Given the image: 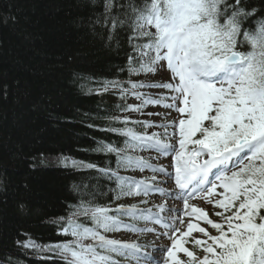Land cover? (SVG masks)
I'll use <instances>...</instances> for the list:
<instances>
[{
	"label": "snow or ice",
	"instance_id": "6c2138e0",
	"mask_svg": "<svg viewBox=\"0 0 264 264\" xmlns=\"http://www.w3.org/2000/svg\"><path fill=\"white\" fill-rule=\"evenodd\" d=\"M259 5L255 7L252 0H142L139 4L136 0H104V10L92 24L107 28L109 39L118 30L130 33L129 76L156 74L165 68L171 73L170 81L164 83L129 79L126 87L119 80L106 81L104 91L116 89L121 98L131 95L140 101L122 104L124 110L139 112L147 105L162 104L175 109L179 118L160 125L165 137L168 128L173 129L176 144L156 132L111 128L125 139L123 146L106 143L98 149L116 159V169L100 171L115 184L116 199L162 192L154 184L155 175L137 179L121 175L119 169H150L170 175L179 190L176 198L183 200V215L197 222L189 220L186 231H181L175 224L177 219L184 224L182 218L164 222L160 215L164 204L156 206L157 212L137 204L111 208L95 203L94 194L89 193L62 227L72 239L49 246L64 264H121L116 257L136 264H264V0H259ZM245 45L249 50H241ZM143 88L166 89L169 95L153 98L140 91ZM111 118L121 120L119 116ZM129 122L128 117L122 120L124 125ZM152 126L143 122L144 128ZM136 149L171 154L173 171L167 173L163 166L132 155ZM84 167L97 166L89 163ZM197 197L221 209L215 212L221 221L189 203ZM121 217L151 221L172 230L171 246L154 248L165 253L162 260L134 241L107 235L122 228L155 231L137 228ZM200 222L217 234L212 235ZM194 232L203 238L193 237ZM188 243L203 254L190 250ZM25 246L40 247L32 242Z\"/></svg>",
	"mask_w": 264,
	"mask_h": 264
},
{
	"label": "trees",
	"instance_id": "16d2710c",
	"mask_svg": "<svg viewBox=\"0 0 264 264\" xmlns=\"http://www.w3.org/2000/svg\"><path fill=\"white\" fill-rule=\"evenodd\" d=\"M103 5L0 0V264H64L49 248L27 249L22 242L65 240L59 230L89 193L111 208L126 198L116 199L115 184L100 171L116 169L114 154L98 149L123 146L113 127L146 128L122 109L127 102L118 90L104 91L106 81L127 87L135 78L127 71L130 33L118 30L109 39L107 28L92 24ZM56 158L77 165H52ZM89 163L97 167H84Z\"/></svg>",
	"mask_w": 264,
	"mask_h": 264
},
{
	"label": "rangeland",
	"instance_id": "374dc122",
	"mask_svg": "<svg viewBox=\"0 0 264 264\" xmlns=\"http://www.w3.org/2000/svg\"><path fill=\"white\" fill-rule=\"evenodd\" d=\"M135 80H142V81H146V82H150V83H164V82H169L170 81V77H171V73L165 68V69H161L158 70L156 74H141L139 76H135L133 75ZM153 88L148 89L147 92H144L146 94H149L151 96L155 95L156 93H158L160 90H152ZM166 95H169V93H166ZM132 96L128 95V102L130 103V101L132 102ZM135 103H137V101H134ZM171 101H165V103H170ZM164 107V106H163ZM144 109V107H143ZM164 112H162L160 115H158V117L154 116L155 113H157V109H155L154 107H147L144 111L141 110L139 111V113H135V116H142L143 113L146 115L147 111H150L152 114V120H156V118H159L158 120L163 122L162 124H169L171 121L173 120H178L179 118V114L175 111V109L172 108H163ZM159 112V109H158ZM147 117V115L145 116ZM158 120H156V122H159ZM162 132L164 133V128L161 127ZM173 132V129L171 127L168 128V133L169 135L167 137H165V140H167L170 143L176 144V138L173 137L171 134ZM147 160H150L151 165L159 167V166H163L166 170L167 173H170L173 171L172 167H167L166 165H164L165 163L168 162V160L170 159V156H167L165 154L162 153H152V154H148L146 153ZM72 159L67 160V164H64V161H59V158L56 159H52L50 161V163L52 165H72ZM171 166V165H169ZM144 175H142L141 178H150L153 175H155L157 177L156 181H154V184L156 186L157 189L162 190L161 191H152L150 192L147 196L141 195L138 196L136 198H132L130 200H128L127 202H125L127 205L128 204H132L133 202H137L138 200H142V201H147V204H142V208H152L154 212L159 211L157 209L156 206L164 204L166 207L164 208V211L162 213H160V215H164V213H168L169 217L168 219L164 220L165 223H169L171 221H173L174 218H182L184 220V224H180L179 220L177 219L175 227H178L181 229V231H186V225L188 223L189 220H192L193 222H197L195 221V219H185L184 215H183V211L184 209L183 207V203H181L180 201L175 200L174 199H170L169 198V193H172L174 190V187H171V185L169 184V177L168 174L165 173H161V172H153L150 169L143 173ZM141 174H139L140 176ZM218 191H221L220 189H218ZM216 197L213 196L212 199L214 200ZM190 204H194L198 207L204 208L208 213H209V217L215 221H221V217H217L215 215L216 211H221V209L219 208H215L213 206L212 203H209L207 200L201 199L200 197L194 198L193 200L190 201ZM173 209H180L181 211L177 212H173ZM170 220V221H169ZM201 226H204L208 229V231L212 234L215 235V233L211 230L212 228L206 224H204L203 222H200ZM137 228H152L155 231L153 232H132L129 231L128 229H123L120 230L118 232H112V233H108L109 236H111V238H115V239H120L122 241H128V242H136L138 244H140L141 246H143L144 251L150 253L154 258L162 260V258L164 257L165 253L162 251H158L155 250L154 248H159L160 246H171V240L169 239V236L171 235V229H166L163 227L162 224H155L151 221H143V220H139L136 224ZM164 232H168L169 235H162V233ZM177 235H179V233H177ZM193 237H200L203 238V235L198 233V232H194ZM191 239V238H189ZM28 242H32L30 240L24 241V248H33V247H26L25 245ZM34 243V242H32ZM35 244V243H34ZM187 247H191L192 244L188 243L186 245ZM38 249V248H36ZM199 254V253H197ZM182 259H186V257H184L183 254H180ZM199 255H202L201 253ZM129 263L132 264H136L135 261H128Z\"/></svg>",
	"mask_w": 264,
	"mask_h": 264
}]
</instances>
